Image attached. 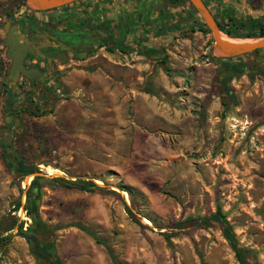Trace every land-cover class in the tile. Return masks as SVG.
I'll return each mask as SVG.
<instances>
[{"label":"rangeland","instance_id":"rangeland-1","mask_svg":"<svg viewBox=\"0 0 264 264\" xmlns=\"http://www.w3.org/2000/svg\"><path fill=\"white\" fill-rule=\"evenodd\" d=\"M205 1L234 35L220 30L225 39L253 40L242 36L264 26V0ZM102 6L109 17L132 9L134 37L151 38L156 52L96 47L9 82L6 19ZM192 9L184 0H77L38 11L0 0V228L15 216L29 222L21 208L7 212L24 203L20 189L32 177L14 171L19 157L45 177L98 188L60 180L36 190L60 264H238L218 228L194 220L217 205L249 262L264 264V48L220 54L209 30L195 28ZM9 111L18 112L16 126L4 121ZM0 264H35L24 238L11 237Z\"/></svg>","mask_w":264,"mask_h":264},{"label":"trees","instance_id":"trees-1","mask_svg":"<svg viewBox=\"0 0 264 264\" xmlns=\"http://www.w3.org/2000/svg\"><path fill=\"white\" fill-rule=\"evenodd\" d=\"M168 1L172 2L173 0ZM203 2L205 3V5H207V2L205 0H203ZM192 14L194 18V23H196L195 28L199 31L208 32V29L202 23V21L193 9ZM138 18L139 16L136 17L135 13L130 8H122L120 11L116 12L115 16H108L107 24L104 25L108 36L104 37L98 34L96 38H98L99 40L97 41L96 45L94 47L88 48V50L85 51L83 55L76 56L75 58H84L90 50L98 46H104L107 51H112L116 48L118 51L124 53L126 51L132 50L133 46H131L130 44H134L138 47L137 53L144 56H151L153 53L156 52L155 47L153 45L154 43L151 42V38H149L148 36L146 37L145 35L141 38H137V36L134 37V35H137L136 24ZM216 23L219 27V30L224 32V34L234 37L231 31L221 27L217 21ZM261 36H264V26L262 24L259 25L257 31L247 33L242 37L258 38ZM145 40L147 43H145ZM230 67L231 66L229 64H226L224 67V81H226L232 74ZM224 73H221L220 76H223ZM224 86L227 92L226 84ZM12 98V96L4 97L5 106L10 107ZM7 115L17 116L18 112L9 111L7 112ZM11 123L13 124V122ZM2 142L3 141L0 137V143ZM13 163V169L18 176L31 175L32 177L30 178L28 185L20 189L21 192H24V203L21 204L20 199L18 198L16 202L12 205L11 209L7 212H15L18 210V208H21L24 215L29 219V222L26 223L25 220L18 219V217L15 216L13 217L12 221L7 222L0 228V252H3L5 250L7 244L11 240V237L17 235L24 238L25 241L28 243L29 251L34 257L35 264H60V258L57 255L55 249V238L53 233L54 229L50 227L45 221H43L37 213V199L39 193L36 190L43 184L51 185L55 181L60 182V180L65 179L58 176L45 177L40 174L39 170L36 167L24 163V161L19 157L14 158ZM64 186L73 187L75 189L83 191H92L98 189L91 181H86L79 178H75L73 180H65ZM119 188L121 190L126 191L127 193H130V190L125 187L122 188L121 186H119ZM194 220L197 224L201 225H215L218 228L221 237L225 240L228 247L232 251L235 261L238 264H251L247 257V250L244 247L240 246V244L238 243V240L231 224L227 221L224 212L220 209L218 205L215 206V209L212 212H209L205 215L197 216L194 218ZM76 226L82 230H85L90 236H92L96 240V242L104 244L103 241L100 240L86 226L79 224H77ZM106 248L108 250V253L111 255L110 249L108 247Z\"/></svg>","mask_w":264,"mask_h":264},{"label":"flooded vegetation","instance_id":"flooded-vegetation-1","mask_svg":"<svg viewBox=\"0 0 264 264\" xmlns=\"http://www.w3.org/2000/svg\"><path fill=\"white\" fill-rule=\"evenodd\" d=\"M88 12L85 13L82 8L72 11L60 9L41 17L19 14L6 19L9 34L26 47L22 65L25 68H37L39 76L42 68L55 66V61L63 63L83 55L88 48L96 45L98 34L108 36L104 28V22L108 20L105 8L102 6L101 13H98L99 9L95 13ZM36 76L26 77L19 73L15 80L31 81ZM13 81L9 79V82Z\"/></svg>","mask_w":264,"mask_h":264},{"label":"water","instance_id":"water-1","mask_svg":"<svg viewBox=\"0 0 264 264\" xmlns=\"http://www.w3.org/2000/svg\"><path fill=\"white\" fill-rule=\"evenodd\" d=\"M76 0H25L27 6L38 10L44 11L61 7L63 5L72 3ZM191 5L197 16L200 18L202 23L208 28L212 41L213 47L217 52L226 56H234L251 52L256 49L264 48V36L254 38L251 41H231L221 37V32L216 23L212 13L205 5L203 0H187ZM8 21L3 25L4 30V41L6 43L5 56L10 60L9 68L7 72V78L15 80L19 73L26 77H34L38 74V69L31 67L25 68L21 61L26 52L25 45L18 41L16 37H12L7 31ZM10 120L13 122V126H16L19 117L6 115L4 121L8 123Z\"/></svg>","mask_w":264,"mask_h":264},{"label":"bare ground","instance_id":"bare-ground-1","mask_svg":"<svg viewBox=\"0 0 264 264\" xmlns=\"http://www.w3.org/2000/svg\"><path fill=\"white\" fill-rule=\"evenodd\" d=\"M224 36V35H223ZM223 36H222V34H221V37L223 38ZM225 39V38H224ZM228 40H231V41H237V42H239V41H251V40H241V39H230V38H228Z\"/></svg>","mask_w":264,"mask_h":264}]
</instances>
